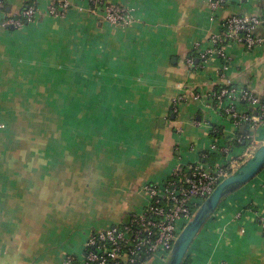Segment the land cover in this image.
Returning a JSON list of instances; mask_svg holds the SVG:
<instances>
[{
  "label": "crops",
  "instance_id": "obj_1",
  "mask_svg": "<svg viewBox=\"0 0 264 264\" xmlns=\"http://www.w3.org/2000/svg\"><path fill=\"white\" fill-rule=\"evenodd\" d=\"M65 1L70 10L53 16L50 6ZM111 1L132 10L130 24L105 22L91 0L2 1L0 264L82 255L91 232L144 208L146 184L181 164H213L212 146L242 133L208 94L228 85L264 90V46L227 43L226 59L213 55L202 70L183 65L197 44L213 46L229 16L264 17V0L216 9L210 0ZM27 5L37 11L31 23L4 24ZM215 126L223 137L212 136ZM256 138L264 142V125ZM183 264H264V170L221 201Z\"/></svg>",
  "mask_w": 264,
  "mask_h": 264
},
{
  "label": "built area",
  "instance_id": "obj_2",
  "mask_svg": "<svg viewBox=\"0 0 264 264\" xmlns=\"http://www.w3.org/2000/svg\"><path fill=\"white\" fill-rule=\"evenodd\" d=\"M91 1L94 8L90 6V11L102 16L107 23L128 25L133 20L132 10L125 4L111 0ZM226 1L210 0V5L216 9ZM70 5L67 1L59 6L53 3L49 11L53 16L65 15ZM3 8L4 4L0 1V10ZM36 13V7L30 5L19 14L10 15L4 24L21 28L31 23ZM261 24H264L263 16L231 15L226 18L221 32L211 36V48L202 49L197 44L195 50L202 59L197 69L205 68L213 55L226 59L224 46L227 43L243 44L248 50L264 46V35L257 33V27ZM186 64L194 67L195 58L187 57ZM208 97L214 108L220 110L234 126L245 127V132L235 140L241 142L251 137V143L247 146L233 143L213 145L212 150L219 154L213 164H181L162 182L146 184L144 191L148 199L141 211L129 213L122 223L109 229L91 232L84 245L83 259L69 254L65 264H148L153 258L162 262L169 259L176 239L202 203L260 146L256 132L264 125V90L256 93L247 87L228 85L208 94ZM182 99L183 96H177L174 105ZM235 147L242 148V151L229 158Z\"/></svg>",
  "mask_w": 264,
  "mask_h": 264
},
{
  "label": "water",
  "instance_id": "obj_3",
  "mask_svg": "<svg viewBox=\"0 0 264 264\" xmlns=\"http://www.w3.org/2000/svg\"><path fill=\"white\" fill-rule=\"evenodd\" d=\"M199 62V59L197 60ZM174 116V115H173ZM242 133L245 127L240 128ZM264 170V142L234 170L221 181L210 196L198 208L193 218L186 224L176 239L166 264H183L187 253L198 233L211 214L218 208L221 201L230 193L238 190L253 180Z\"/></svg>",
  "mask_w": 264,
  "mask_h": 264
},
{
  "label": "trees",
  "instance_id": "obj_4",
  "mask_svg": "<svg viewBox=\"0 0 264 264\" xmlns=\"http://www.w3.org/2000/svg\"><path fill=\"white\" fill-rule=\"evenodd\" d=\"M0 1H3V0H0ZM28 6H30V5H27L26 7H28ZM90 6L94 8V4H93L92 1H91ZM4 9H6V6L2 9V11H3ZM19 17H20V16H19ZM10 27L14 29V27H12V26H10ZM190 56H193V57L195 58V66H194V67H189V68H191L192 70H196L197 67H198V65L201 64L200 60H202V59H200V56H199V54H198L197 51H192L191 53L188 54L187 57H190ZM198 59H199V62H197ZM173 112H174V109H173ZM241 134H242V133H241ZM241 134H239V135H241ZM247 134H248V133H246V135H247ZM212 136H213V137H216V138L223 137V134L221 133V127H219V126H215V127H214V130L212 131ZM251 140H252V138L249 137V138H244L241 142H237V140H232L231 143L236 144V145H239V146H247L248 144L251 143ZM244 142H245V143H244Z\"/></svg>",
  "mask_w": 264,
  "mask_h": 264
},
{
  "label": "rangeland",
  "instance_id": "obj_5",
  "mask_svg": "<svg viewBox=\"0 0 264 264\" xmlns=\"http://www.w3.org/2000/svg\"><path fill=\"white\" fill-rule=\"evenodd\" d=\"M183 65H184V67L186 68L187 65H186L184 62H183ZM147 199H148V198H146V200H147ZM118 224H120V223H118ZM110 228H111V227H110ZM107 229H109V228H107ZM102 230H105V229H102ZM96 231H100V230H96ZM84 245H85V244H84ZM84 249H85V248H83V254H84ZM83 254L79 256L81 260L83 259ZM155 259H158V258H153V259L149 260L148 264H152L153 261H154Z\"/></svg>",
  "mask_w": 264,
  "mask_h": 264
}]
</instances>
